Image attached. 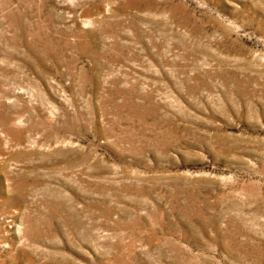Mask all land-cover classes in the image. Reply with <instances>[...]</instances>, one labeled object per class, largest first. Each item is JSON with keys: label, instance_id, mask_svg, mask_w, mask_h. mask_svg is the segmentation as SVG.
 <instances>
[{"label": "rangeland", "instance_id": "rangeland-1", "mask_svg": "<svg viewBox=\"0 0 264 264\" xmlns=\"http://www.w3.org/2000/svg\"><path fill=\"white\" fill-rule=\"evenodd\" d=\"M0 264H264V0H0Z\"/></svg>", "mask_w": 264, "mask_h": 264}]
</instances>
